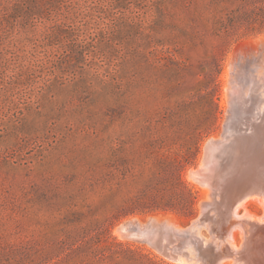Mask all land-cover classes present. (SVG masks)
I'll return each mask as SVG.
<instances>
[{"label":"rangeland","instance_id":"374dc122","mask_svg":"<svg viewBox=\"0 0 264 264\" xmlns=\"http://www.w3.org/2000/svg\"><path fill=\"white\" fill-rule=\"evenodd\" d=\"M263 52L264 0H0V264H264V196L236 209L249 235L202 211L191 175L224 131L229 75ZM247 114L239 134L260 132ZM151 216L210 254L116 230Z\"/></svg>","mask_w":264,"mask_h":264},{"label":"bare ground","instance_id":"6f19581e","mask_svg":"<svg viewBox=\"0 0 264 264\" xmlns=\"http://www.w3.org/2000/svg\"><path fill=\"white\" fill-rule=\"evenodd\" d=\"M246 65L242 60L235 72L233 71L234 73L229 75L227 86L229 114L224 131L217 138H209L204 147L201 169L192 170L191 175L194 180L208 187V197L201 204L202 211L209 213L212 207H214L216 213H220V216L222 214L225 217L228 215L232 217L233 211V214L237 217V221L245 228L246 234L250 235L252 234L251 232L259 230L256 219L251 215H240L236 209L239 207V204L246 203L245 201L248 197L250 200V198H253L251 196H264V140L262 137V130L264 128L260 132L253 130L240 135L239 133L241 132L234 125L235 122H233L232 116L235 114L247 116V112L249 111L254 120H258L263 115L260 125L264 124V65L260 66L254 63V66L251 68H248ZM246 98L252 99L253 103L255 102L253 107L249 106ZM217 193L220 196L218 195L215 198L214 194ZM224 208L225 210H222ZM222 211L224 212L222 213ZM160 217L151 216L147 222H142L138 218L129 220V222L125 220L127 223H121L116 230L124 238L146 242L175 260L184 261V255H189L194 251L200 253L204 259L210 254V244L206 243L201 235L202 232L200 233L196 229L181 227L182 225L178 226L175 221V224L171 222L170 217ZM214 223H217V221ZM214 226L217 228L216 225ZM218 237H220V234ZM214 254L216 255V253ZM211 258L213 256L209 259Z\"/></svg>","mask_w":264,"mask_h":264}]
</instances>
